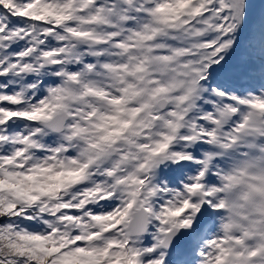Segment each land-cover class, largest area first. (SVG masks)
<instances>
[{
    "label": "snow or ice",
    "instance_id": "obj_1",
    "mask_svg": "<svg viewBox=\"0 0 264 264\" xmlns=\"http://www.w3.org/2000/svg\"><path fill=\"white\" fill-rule=\"evenodd\" d=\"M0 264H264V0H0Z\"/></svg>",
    "mask_w": 264,
    "mask_h": 264
}]
</instances>
